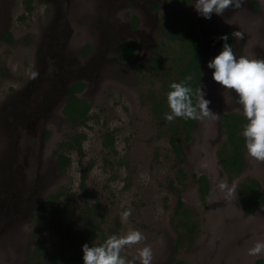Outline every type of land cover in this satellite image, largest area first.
<instances>
[{"label":"rangeland","instance_id":"374dc122","mask_svg":"<svg viewBox=\"0 0 264 264\" xmlns=\"http://www.w3.org/2000/svg\"><path fill=\"white\" fill-rule=\"evenodd\" d=\"M195 2L33 0L34 9L28 12L26 0H0V264H27L41 247L45 264H66L62 247L78 252L84 244H103L98 229L109 238L117 221V236L139 230L145 237L121 251L130 264H140L138 253L145 246L152 250L151 264H171L174 259L187 264H257L264 259V253L248 255L256 242H264V204L247 217L238 197V185L246 176L259 179L264 192V163L246 152L244 175L228 178L218 157L227 139L221 119L226 113L243 114V108L234 92L212 80L214 69L207 67L222 51L218 37L226 25L244 33L237 58L264 59V0H246L244 15L233 20L228 10L214 14L213 24L197 13ZM179 12L196 19L197 35L209 57L203 70L205 98L216 113L214 119L199 120L192 141L184 146V162L171 145V122L155 111V96L164 93L174 73L170 65L160 72L150 62L166 56L169 41L164 33L174 31L166 17L173 20ZM133 17L139 18L137 28ZM129 40L137 43L138 51L130 62H121L120 49ZM88 45L92 51L85 55ZM33 73H38L36 78ZM77 80L88 84L81 97L92 105L82 126L72 127L65 116L51 113L38 119L24 103L32 105L40 86L46 102L62 103L65 88ZM76 134L86 135L84 154L66 151L71 164L64 170L59 145ZM110 134L113 146L107 143ZM195 174L210 178L206 204ZM84 175L94 198L83 193ZM59 193L69 227L39 214L43 200ZM180 196L200 216L193 247L179 246ZM129 209L131 215L122 220L121 213Z\"/></svg>","mask_w":264,"mask_h":264},{"label":"trees","instance_id":"16d2710c","mask_svg":"<svg viewBox=\"0 0 264 264\" xmlns=\"http://www.w3.org/2000/svg\"><path fill=\"white\" fill-rule=\"evenodd\" d=\"M177 5L188 3L191 0H172ZM33 0H26V10L31 12L34 7L32 4ZM176 18L167 16L166 23L169 21V25L174 27L173 32H165L164 36L169 41L167 44L166 56H156L151 59V66L155 70L163 71L167 66L170 65L172 76L168 79L165 84L164 93L155 96L157 99L155 111L160 118L165 119V114L170 112L167 94L171 91L170 85L173 82L184 83L186 86L192 89V100L193 104H197L199 97L198 94L200 89L203 87V70L208 61V54L205 48L200 43L197 35V22L191 13L187 15L183 12H179L175 15ZM177 23H176V21ZM139 20L138 17L133 18V23L136 26ZM176 25V27L174 26ZM232 31L229 28L224 30V35H229V43L232 46V50L235 43V38L231 36ZM7 38L10 42H13L12 33L7 34ZM92 45H88L85 50V55L91 53ZM138 51V45L135 41H127L121 50L120 59L123 62H130ZM162 69V70H161ZM172 78V79H171ZM88 84L83 80H77L69 88L66 93L68 97L67 103L64 107V115L66 122L72 127H79L84 125L90 115L92 108L91 103L84 97H81ZM248 123L247 119L243 114L240 113H226L222 115L221 128L226 133L227 139L220 146L218 150L219 160L226 171L228 178L231 180L242 177L247 169V158H246V142L242 135L245 125ZM199 128V120L176 118L171 122L170 129L172 130L173 136L171 138V145L176 154V157L180 162L185 161L184 157V146L190 143L193 139L194 132ZM110 146L115 143L114 137L108 135ZM86 140V135H72L65 142L59 145V158L61 160L62 168L67 169L71 160L66 155V151L76 150L80 155L84 154L83 142ZM183 173V177L186 175L183 169L180 168ZM199 186V193L202 202L206 204L209 195L211 194V182L210 178L205 175H193ZM82 181L83 193L87 198H94L89 188L86 186V176L84 175ZM62 193L54 194L43 200V203L39 207L40 215H51L54 221H58L60 224L69 227V222L66 218L67 209L65 204L61 202ZM238 197L242 205L243 211L246 216L254 214L262 206L263 199V186L259 179L253 176H246L238 185ZM58 204V205H57ZM38 214V215H39ZM37 216V215H36ZM176 217L178 221L176 226L179 233V246L188 244L189 247H193L197 237L200 233V216L193 209L187 207L182 197L178 198V207L176 210ZM121 222H116V227L112 231V235H117ZM98 236L105 241L107 235H105L102 228L98 229ZM100 243H96L93 246H99ZM44 253L43 248H38L30 256L27 264H45L43 262ZM62 259L66 264H82L83 263V251H72L71 248L62 247ZM171 264H187L184 260L174 259ZM257 264H264V259H259Z\"/></svg>","mask_w":264,"mask_h":264},{"label":"clouds","instance_id":"9594fccd","mask_svg":"<svg viewBox=\"0 0 264 264\" xmlns=\"http://www.w3.org/2000/svg\"><path fill=\"white\" fill-rule=\"evenodd\" d=\"M245 0H196L195 10L205 19H211L213 13L223 15L229 9H240ZM233 38L244 39V33L234 31ZM218 39L224 41L222 51L207 64L212 72V80L226 90H230L238 97V103L243 108V115L248 123L242 135L249 157L264 163V59H248L244 56L237 58L232 46L227 43L229 35L225 34ZM38 73H33L36 78ZM171 91L167 94L169 113L165 119L172 122L176 118L203 120L214 119L216 113L210 107L211 100L206 99L204 87L200 89L199 100L193 104L192 89L184 83L173 82ZM219 187L223 190L224 184ZM131 210L121 213L122 220H127ZM145 237L139 230H129L124 236L112 235L99 246H82L84 264H130L121 256L125 247L139 244ZM264 253V242H256L248 249L249 256H258ZM152 250L145 246L139 250L140 264H151Z\"/></svg>","mask_w":264,"mask_h":264},{"label":"flooded vegetation","instance_id":"af4514ba","mask_svg":"<svg viewBox=\"0 0 264 264\" xmlns=\"http://www.w3.org/2000/svg\"><path fill=\"white\" fill-rule=\"evenodd\" d=\"M172 1V0H171ZM189 3V2H188ZM176 4V3H175ZM184 4H187V3H184ZM184 4H181V5H184ZM257 5V4H256ZM256 8L258 9V7L256 6ZM245 10H247V7H246V0H245V2H244V4H243V6L240 8V9H229L228 10V13L230 14V17H231V19L230 20H233L235 17H236V15L237 16H243L244 15V13H245ZM214 14L215 13H213L212 14V16H211V18H213L214 17ZM134 18V17H133ZM133 18H132V24H133V27L134 28H137L138 27V25H139V23L140 22H138V24L135 26L134 25V23H133ZM138 20H139V18H138ZM202 20V19H201ZM215 20V19H214ZM207 22L210 24V23H215V22H213V19H207ZM226 28H229L232 32H234L235 31V28H234V26H232V25H226V26H224L220 31H221V33H220V36H222V35H224V30L226 29ZM126 43V42H125ZM201 43V42H200ZM221 43H222V47H223V44H224V41H222L221 40ZM238 43H239V40H237L236 38H235V43H234V47H233V52L234 53H236L237 52V47H238ZM124 45V44H123ZM123 45H122V47H123ZM203 46V45H202ZM87 47V46H86ZM122 47H121V49H120V52H119V60L121 61V62H123L121 59H120V54H121V50H122ZM206 50V49H205ZM207 54H208V52H207ZM209 58V57H208ZM76 82V81H75ZM73 84H74V82H73ZM72 84V85H73ZM71 85V86H72ZM71 86H69V87H67V88H65V90H64V92H63V94L61 95V97L63 98V102L62 103H59L58 102V100H55V103L53 104V105H51V103L50 102H46L47 101V99H48V97H46V98H43L44 97V94H45V92H43V94H42V91H40V87H42V86H40L39 87V91H37L36 93H35V97L36 98H33V103H32V105H31V103L30 102H28V100L26 101V102H24V103H28V104H30V107H31V109L33 108L35 111H36V113H37V115H36V117L38 118V119H40V117L42 116H45L46 114H48V113H51V114H53V115H58V116H60V115H63V116H65L64 115V112H63V110H64V107H65V105H66V103H67V100H68V97L66 96V93H67V91L69 90V88L71 87ZM80 96H81V94H80ZM48 116H49V114H48ZM48 117H46L45 118V120H46V122H48ZM42 142L44 141V136H42ZM240 178V177H239ZM238 179V178H237ZM264 193V192H263ZM264 199V198H263ZM263 204H264V202H263ZM263 204H262V206H263ZM242 206V205H241ZM261 206V207H262ZM260 207V208H261ZM242 210H243V208H242ZM259 211V210H258ZM258 211H256L255 213H257ZM244 212V211H243ZM254 213V214H255ZM254 214H252V215H254ZM244 215H245V213H244ZM252 215H250V216H252ZM246 216V215H245ZM247 217H249V216H247ZM262 259V258H261Z\"/></svg>","mask_w":264,"mask_h":264},{"label":"water","instance_id":"95a60500","mask_svg":"<svg viewBox=\"0 0 264 264\" xmlns=\"http://www.w3.org/2000/svg\"><path fill=\"white\" fill-rule=\"evenodd\" d=\"M263 198H264V194H263Z\"/></svg>","mask_w":264,"mask_h":264}]
</instances>
